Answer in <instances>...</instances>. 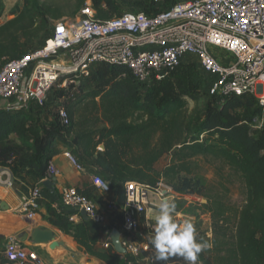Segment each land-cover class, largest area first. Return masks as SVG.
I'll return each instance as SVG.
<instances>
[{
  "label": "trees",
  "instance_id": "1",
  "mask_svg": "<svg viewBox=\"0 0 264 264\" xmlns=\"http://www.w3.org/2000/svg\"><path fill=\"white\" fill-rule=\"evenodd\" d=\"M74 1L72 17L86 0ZM89 1L100 20L110 18L106 10L118 13L113 0ZM60 5L58 0H27L13 19L0 25V69L8 60L31 51L50 21L65 16ZM201 80L195 67L181 64L144 91L122 69L98 66L87 93L79 88L74 99L70 98V88L53 93L58 103L53 104L55 111H50L52 122L0 111V168L12 174L23 169L43 181L56 154L54 143L60 142L72 155L75 153L80 164L91 167L108 183L120 204L124 198L118 189L129 181L152 188L163 183L175 195L205 199L198 209L211 219L213 239L204 245L210 246L207 252L212 257L209 261L200 253L190 252L197 262L264 264V122L259 129L254 128L255 120L264 118V106L254 98L232 97L220 106L210 98L199 108ZM62 99L64 104L59 103ZM82 99L90 100L95 113L76 121V108L82 105ZM188 101L194 103L192 109ZM58 107L68 115L67 127L57 121ZM164 156L170 161L157 171L155 165ZM198 160L218 164L238 178L245 190L240 208L226 206L217 198L208 199L203 180L196 173ZM49 222L70 236L89 257L105 264H127L124 256L112 249H96L98 237L89 233L87 222L75 224L69 215L59 213H54ZM188 229L186 225L187 235ZM165 234L156 230L149 237L142 258L151 264H180L182 254L189 249L175 240L167 241ZM133 241L142 243L138 238Z\"/></svg>",
  "mask_w": 264,
  "mask_h": 264
},
{
  "label": "built area",
  "instance_id": "2",
  "mask_svg": "<svg viewBox=\"0 0 264 264\" xmlns=\"http://www.w3.org/2000/svg\"><path fill=\"white\" fill-rule=\"evenodd\" d=\"M146 1L150 5L148 13L126 12L100 20L88 0L72 19L52 21L51 34L41 46L8 60L0 69V99L9 101L6 110L22 113L57 104L55 89L87 87L96 67L102 65L129 73L138 88L146 91L154 81L165 79L184 64L186 56L195 60L199 74L207 81V96L215 99L217 106L232 97L254 98L264 106V0H187L172 3L164 10L160 7L166 0ZM210 47L226 52L231 60L217 58ZM56 114L60 126L67 127L66 111L58 107ZM257 122L255 129L261 127L264 118L262 124L257 126ZM64 155L77 172H84L74 155ZM56 172L49 163L41 183L51 180ZM91 183L100 194L110 192L100 176L92 175ZM42 192L40 184L22 198L19 211L27 219L35 217ZM121 192L124 201L118 215L125 235L120 240L123 256L127 264H140L147 245H139L130 237L139 230L140 217L147 208L155 206L150 196L154 195L161 210H165L172 191L163 183L152 188L129 181ZM61 203L77 213L83 211L89 221H102L94 201L76 189L64 190ZM165 238L193 250L182 228L165 234ZM104 249L114 251L110 238ZM3 257L9 264L41 263L34 250L14 238L7 240ZM144 259L143 264H151Z\"/></svg>",
  "mask_w": 264,
  "mask_h": 264
},
{
  "label": "crops",
  "instance_id": "3",
  "mask_svg": "<svg viewBox=\"0 0 264 264\" xmlns=\"http://www.w3.org/2000/svg\"><path fill=\"white\" fill-rule=\"evenodd\" d=\"M20 4L21 0H0V25L10 21L18 14L23 8L20 7ZM43 41H40L39 46L42 45ZM35 48L37 47H32V49ZM210 49L211 47L209 51ZM8 104L9 101L0 99V111H7L6 107ZM51 110L54 111L53 104L45 109L29 110L22 113L7 112L11 114L20 113L39 119L40 122L49 123L53 121V117L50 114ZM54 147L56 154L50 161L57 171L56 175L51 179L53 187L51 190L43 187L39 207L35 217L31 220L27 219L26 216L19 211V205L22 198L27 197L34 186L42 184L41 181L23 169L19 170L16 174H12L8 169L0 168V264H9L3 257V250L7 240L10 238L22 242L25 246L34 250L37 255L38 251H49L50 254H48V256L52 259L50 264H105L85 254L84 250L81 249L70 236L63 234L53 227L49 219L53 218L54 213H59L69 215L70 220L75 224L83 221L80 213H77L74 209L63 207L61 203V195L64 190L69 188L76 189L77 192L94 201L102 217L100 223H94L92 221L87 222L89 233L92 236L97 235L98 237L96 249L102 250L104 249V245L109 242L111 231H117V228H121V223L116 219L119 206L121 205L118 196L111 190L107 194H100L91 183V176L94 175V170L91 167L88 168L84 166V172H77L64 155L66 152L70 151L60 142H55ZM74 154L75 153H73V155ZM8 175L10 177H8ZM8 180L11 184L8 183ZM120 191L121 189H118V192ZM172 194L173 193L168 195L167 203L173 199ZM150 199L155 203V206L147 208L146 214L140 217V228L135 233L136 238L142 241L139 245H146V241L153 235L154 231L160 230L163 232L164 229L162 228L170 224V218L161 210L160 202L154 195H151ZM53 207H56V209ZM179 218L180 215L177 214L176 224H178V226H176V228H182L184 225ZM36 227L46 228L54 233V242L57 243L55 249L51 250L49 248L50 244L34 247L29 243L28 233ZM174 230H172V232ZM119 234L120 240L123 239L121 232H119ZM166 234H170V232H166ZM144 261V258L141 259L140 264L145 263Z\"/></svg>",
  "mask_w": 264,
  "mask_h": 264
},
{
  "label": "rangeland",
  "instance_id": "4",
  "mask_svg": "<svg viewBox=\"0 0 264 264\" xmlns=\"http://www.w3.org/2000/svg\"><path fill=\"white\" fill-rule=\"evenodd\" d=\"M58 1L61 3L60 12H64L65 14V16L62 17L61 19L63 18L72 19L73 17L70 16V14L74 10L75 1L74 0H58ZM113 1L118 10V13L111 14L109 11L106 10L105 13L109 17L120 16L121 14L126 12H140V11L146 12L148 11L150 6L148 1L146 0H113ZM181 1H187V0H169L162 7H160V10L166 9L168 5L171 4L172 2L175 3ZM26 4H27V0H21L20 7H24ZM36 19L37 21H39L38 17ZM51 31H52V21H50V23L44 28L41 39L37 41L36 44L32 47L33 48L38 47L40 41L42 42L44 39H46L51 34ZM210 53L214 54L215 56H217V58L221 60L224 61L231 60V56L220 49L211 47ZM184 61L185 63L183 65H191L197 69L193 57L186 56ZM206 82L207 81L202 77V80L198 85L199 108H203L204 105L210 99L206 93ZM68 88H70L69 91L71 92V95H73L70 98L74 99L79 89H73L71 87ZM64 89L67 88L55 89L54 92ZM91 89H92V85H88L87 87L83 88L82 91L83 93H87ZM64 101L65 100L62 99L59 103L64 104ZM96 101H97L96 103H99L98 100ZM90 103H91L90 100L82 99V105H80L79 108H76V112H75L76 121L80 120L81 118H86L89 116L91 117V115H94L95 112L94 110H92V106L90 105ZM188 105H189V109H192L194 107V103L192 101H188ZM256 124L257 126L262 124V118L258 119V122ZM169 161H170V157L164 156L155 165V169L157 171H161L165 166L168 165ZM197 164H198V170L196 173L203 180L205 194L208 196L209 200L210 198H217L221 203L233 209L240 208L243 205L245 190L235 175L229 173V171L226 168H221L218 164L212 165L209 163H205L202 160H198ZM172 196L173 199H171L168 202L166 209L162 210L166 215L169 216L170 224H167L168 226H164L162 229H164L165 232L171 233L172 230H174L176 226H178V224H176L177 221L176 216L177 214H179L180 215L179 219L184 224L182 229L185 231L186 225H189L188 232L191 240V245L193 247L192 251L188 250L187 253L182 254V260L180 264H202L200 262H197L194 258H192L189 253L195 251L197 253H200L206 259L212 257L211 254L207 252L208 251L207 249L208 247L210 248V246L207 247L206 245H204V243L210 242L213 239L210 229L211 219L209 217V214L205 213L203 209L201 208L198 209V207L201 204H204L206 201L205 199L199 196H188V195L179 196L175 194H172ZM116 219L119 223H121V219L119 215L116 216ZM117 231L121 232L122 234V230L120 227L117 228ZM122 235L125 236L124 234ZM130 238L132 240L135 239L136 234L131 235ZM48 254H50L49 251L48 252L38 251V257L42 264H50V261L52 259L48 256ZM209 261H211V259H209Z\"/></svg>",
  "mask_w": 264,
  "mask_h": 264
},
{
  "label": "water",
  "instance_id": "5",
  "mask_svg": "<svg viewBox=\"0 0 264 264\" xmlns=\"http://www.w3.org/2000/svg\"><path fill=\"white\" fill-rule=\"evenodd\" d=\"M42 185L44 188L49 190H51V188L53 187V183L51 180L44 181ZM80 216L83 219V221L85 222L89 221L83 211L80 212ZM54 238H55L54 233L51 230L42 227H36L30 230V232L28 233V241L32 246L50 244L49 248L51 250L57 247V243L54 242ZM110 241L116 253L121 255L125 254V250L122 248L120 243V234L118 231L116 230L112 231L110 235Z\"/></svg>",
  "mask_w": 264,
  "mask_h": 264
}]
</instances>
